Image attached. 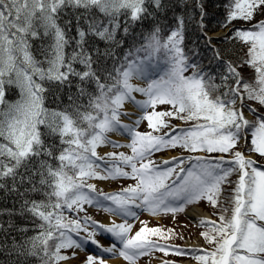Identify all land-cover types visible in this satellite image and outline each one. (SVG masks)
Here are the masks:
<instances>
[{
  "label": "snow or ice",
  "instance_id": "snow-or-ice-1",
  "mask_svg": "<svg viewBox=\"0 0 264 264\" xmlns=\"http://www.w3.org/2000/svg\"><path fill=\"white\" fill-rule=\"evenodd\" d=\"M208 7L0 0V264L185 256L140 215L201 203L195 264H264V0H218L217 35Z\"/></svg>",
  "mask_w": 264,
  "mask_h": 264
},
{
  "label": "rangeland",
  "instance_id": "rangeland-1",
  "mask_svg": "<svg viewBox=\"0 0 264 264\" xmlns=\"http://www.w3.org/2000/svg\"><path fill=\"white\" fill-rule=\"evenodd\" d=\"M222 34L225 33V31L221 32ZM220 33V34H221ZM218 34V33H217ZM146 126L143 128L145 130ZM101 151V150H100ZM176 153H167L164 156H158L157 160L161 157L163 158H168L171 156H176ZM97 183L98 187L103 189L104 191H116L118 190L121 186L126 187L128 184L133 183L130 180H121L118 182H113V181H95ZM89 214L92 215L95 219L100 220L102 222H107L110 217L94 208L89 209ZM140 218L142 220H148L150 222L151 226H156L155 224H159V226H165V227H171L176 230V233L178 234L180 231V228L182 229V232L180 233L182 236H192L190 239L192 240H201L200 239V234L196 232V228L188 223L190 221L187 219L184 215V213H179L175 217L168 215V216H161V217H150L147 213H142L140 215ZM190 223H194L193 221H190ZM137 228H139V224L137 223ZM101 241L104 243L108 244V240L104 239L103 237L100 238ZM189 239L188 237H185V241ZM204 245V244H203ZM89 252V251H88ZM91 253V252H89ZM86 252H80V254L71 262V264H82V261L85 258ZM164 256L161 254H154L153 257H144L140 260L139 264H149V263H157L156 260H163ZM123 264V261H122Z\"/></svg>",
  "mask_w": 264,
  "mask_h": 264
},
{
  "label": "trees",
  "instance_id": "trees-1",
  "mask_svg": "<svg viewBox=\"0 0 264 264\" xmlns=\"http://www.w3.org/2000/svg\"><path fill=\"white\" fill-rule=\"evenodd\" d=\"M218 3V0H208V4H209V7H208V12H209V16H208V21H209V24H208V27L210 29H212V31L209 32V34H213V33H216V32H219V31H225L226 28H223L222 27V17L219 15L220 13V9L215 7V4ZM259 19V17L257 18ZM219 21V22H218ZM249 25H245V27H248ZM193 39H195V37H193ZM202 43V42H201ZM10 99H14V97H8ZM146 126V125H145ZM145 126H142L141 127V131H143V128ZM172 151H178L180 154L182 153V150L181 149H176V150H172ZM166 153V152H165ZM165 153H158L156 155V157H154L155 159H157V156L160 155V154H165ZM235 177H233L234 179ZM9 203V206H11L10 202H7ZM199 206H202L203 208L209 210L210 212H213V210L206 204V203H201ZM191 207V206H189ZM188 207V208H189ZM214 218H216L215 216H213ZM188 223L192 226H194L196 228V232L197 233H201L202 231H204L205 229L202 228V227H199L198 224H191L190 221H188ZM155 225H159V224H155ZM168 228H171V227H168ZM176 231V230H175ZM182 232V229L180 228V231L178 233V237H183L182 239L181 238H176L174 239L173 241H171L170 243H173L175 245H178L180 246L181 248H183L188 254L185 255V256H181V257H178V256H174V255H169V256H164L163 253L161 252H157L155 254H161L163 255L167 260L169 261H174L175 264H180L179 261L180 260H187V259H190L192 261H194L191 256H192V249H187V248H184L182 246V242L184 241L185 237H192V236H182L180 233ZM204 241V240H203ZM205 245H206V248H210V246L204 241ZM151 264V263H150Z\"/></svg>",
  "mask_w": 264,
  "mask_h": 264
},
{
  "label": "bare ground",
  "instance_id": "bare-ground-1",
  "mask_svg": "<svg viewBox=\"0 0 264 264\" xmlns=\"http://www.w3.org/2000/svg\"><path fill=\"white\" fill-rule=\"evenodd\" d=\"M108 150H110V149H101V152L108 151ZM188 215H189V217H190L191 219H194V218H196V217L198 218V217H203V216H209V214H208L206 211L202 210V209L199 208V207H198V208L195 207V210H194V209L191 210V211L188 213ZM193 242L197 243L198 241H194V240L186 241V243H193ZM101 243L107 245V244L104 243L103 241H101ZM111 264H122V261H121L120 259H118V258H114V259L111 261Z\"/></svg>",
  "mask_w": 264,
  "mask_h": 264
},
{
  "label": "water",
  "instance_id": "water-1",
  "mask_svg": "<svg viewBox=\"0 0 264 264\" xmlns=\"http://www.w3.org/2000/svg\"><path fill=\"white\" fill-rule=\"evenodd\" d=\"M186 217H188L189 219H191L187 213H186Z\"/></svg>",
  "mask_w": 264,
  "mask_h": 264
}]
</instances>
